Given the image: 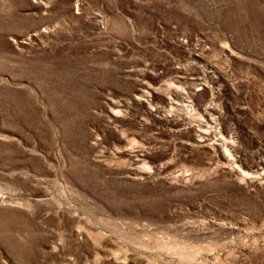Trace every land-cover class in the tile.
Returning a JSON list of instances; mask_svg holds the SVG:
<instances>
[{
    "label": "rangeland",
    "instance_id": "obj_1",
    "mask_svg": "<svg viewBox=\"0 0 264 264\" xmlns=\"http://www.w3.org/2000/svg\"><path fill=\"white\" fill-rule=\"evenodd\" d=\"M0 264H264V0H0Z\"/></svg>",
    "mask_w": 264,
    "mask_h": 264
}]
</instances>
